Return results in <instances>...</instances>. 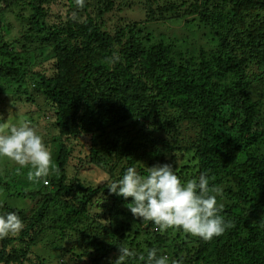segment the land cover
Listing matches in <instances>:
<instances>
[{"label": "trees", "instance_id": "trees-1", "mask_svg": "<svg viewBox=\"0 0 264 264\" xmlns=\"http://www.w3.org/2000/svg\"><path fill=\"white\" fill-rule=\"evenodd\" d=\"M10 1L0 0V22ZM57 1H26L12 39V28L0 26V99L23 101L17 85L59 131L42 136L59 169L48 185L0 157V191L15 197L0 198V215L15 212L24 224L0 239V264H112L119 245L138 254L156 248L169 264H264V0H141L144 19L114 34L105 16L118 0H84L78 9L70 0V17L52 23ZM155 23L181 26L185 37L156 35ZM88 137L82 158L75 142ZM153 157L182 184L207 173L234 227L204 241L133 217L132 198L111 194L106 182ZM90 165L108 180L93 187L69 177V167ZM17 198L32 207L13 208Z\"/></svg>", "mask_w": 264, "mask_h": 264}, {"label": "clouds", "instance_id": "clouds-1", "mask_svg": "<svg viewBox=\"0 0 264 264\" xmlns=\"http://www.w3.org/2000/svg\"><path fill=\"white\" fill-rule=\"evenodd\" d=\"M79 8L84 0H75ZM0 157H5L20 168H30L27 179L30 182H43L51 174H59L52 163L51 152L43 137L30 125L22 121L19 126L11 125L5 130L0 124ZM111 194L132 198L126 206L135 218L152 222L155 231L179 229L192 237L210 241L221 236L234 224L221 215L224 205H217V195L223 194L218 186L209 187L207 173H201L198 180L189 179L186 184L175 174L169 164H156L147 168L141 175L136 167H128L122 178L106 182ZM24 224L18 214L9 212L0 215V239L18 235ZM118 257L112 264H128L130 258H137L144 264H169L167 255L158 254V249H146L138 254L127 245H119ZM171 264H182L172 260Z\"/></svg>", "mask_w": 264, "mask_h": 264}, {"label": "rangeland", "instance_id": "rangeland-1", "mask_svg": "<svg viewBox=\"0 0 264 264\" xmlns=\"http://www.w3.org/2000/svg\"><path fill=\"white\" fill-rule=\"evenodd\" d=\"M26 1L28 0H11L10 3L12 4V7H7V12L4 16V19L0 22V26L4 27L5 29L7 28H12V32L10 34L9 39H12L15 37L16 32L20 30L19 22L17 18H19L20 13L25 12L26 15L27 13L25 10L26 6ZM119 2L117 3L116 7L114 8V11L111 13H108L105 16V21H106V26L108 30L111 31L112 34L115 33V29L120 26H125L126 24L129 23H134V21H141L144 19V11L146 10L144 6V1L141 0H118ZM164 1V0H163ZM169 1V0H165ZM181 0H175L177 4H179ZM93 4V2H92ZM5 7V6H4ZM75 7V6H74ZM73 8L71 7V2L70 0H58L57 3L53 6H51L50 10V18L52 19V23H60L61 21L64 22L67 20L68 17H70V10ZM79 7L77 6V9ZM73 13V12H72ZM150 27L153 30H156L155 34H167L174 40L178 41L181 40L182 38L185 37V30L181 26L179 27H173L170 28V26L165 25V24H151ZM200 40L199 37L196 39V44H203L202 41L200 43H197V41ZM37 60V63L41 60L38 59V57H34ZM45 59V57L43 58ZM14 94L16 95V98L19 96L23 98V101H16L13 105L14 99L12 96H6L2 97L0 99V102H2V105L0 107V119H3L2 124H4L5 129L8 126L11 125H19L22 121H29L30 125L34 127L39 134L46 135L47 133H51L53 137L58 135L59 131L55 128V124L53 121V115L49 113L48 111L42 112L39 110L41 105L38 106L37 101L35 104H31L30 102L26 101V96L24 92H22L24 89L20 90L18 89V86H15ZM42 102V101H41ZM5 121V122H4ZM14 121V122H13ZM16 122V123H15ZM15 123V124H13ZM186 127L189 126V124L185 125ZM53 127V128H52ZM50 129V131H46V129ZM191 134L193 135V131H191ZM51 136V137H52ZM183 138V137H182ZM91 137H88L84 142H75V146L77 148V151H83L85 152L81 157L84 158L85 154H89V146L91 144L90 142ZM83 143V144H82ZM157 157V156H156ZM7 158L2 157L1 161L6 164ZM161 160V159H160ZM155 157H153L150 160H140L137 167L138 173L141 174V169L142 168H148L152 167L155 165ZM166 161H171V156L170 154H167L166 156ZM150 162H153L154 165H150ZM113 164L115 161L112 162ZM4 164V165H5ZM17 166L16 164H14ZM11 167V166H10ZM121 166L117 167V172H120ZM8 172V171H7ZM0 173H2L3 176H5V171L3 169V166L0 165ZM69 177L77 176L79 179L82 180L84 184L87 186H93L97 187L100 184L104 183L106 180H108V175L99 167H94V166H87L86 168H74V167H69V172H68ZM10 180H7L6 183H9ZM4 190V189H1ZM12 191V189H11ZM15 190H13L14 193ZM5 193L0 191V198H15L11 197L6 190H4ZM13 204V208H26L32 207V203L29 201H22L20 199L12 200L11 201ZM42 251L41 249L39 252Z\"/></svg>", "mask_w": 264, "mask_h": 264}]
</instances>
